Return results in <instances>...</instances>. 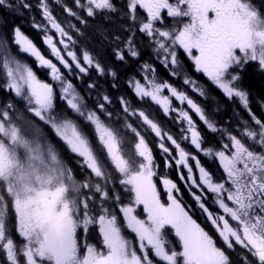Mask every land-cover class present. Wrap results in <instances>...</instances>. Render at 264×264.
<instances>
[{"label": "snow or ice", "instance_id": "6c2138e0", "mask_svg": "<svg viewBox=\"0 0 264 264\" xmlns=\"http://www.w3.org/2000/svg\"><path fill=\"white\" fill-rule=\"evenodd\" d=\"M73 4L76 10L64 0H0V10L39 12L32 27L42 33L51 57L19 25L12 27L11 40L0 30V90L12 97L0 101V264H264V116L253 111L242 86L247 67L264 72V0ZM53 5L81 25L98 19L95 32L112 59L139 65L126 81L138 103L122 94L115 99L120 107L114 106L91 73L110 77L117 88L118 71L87 48L78 54L77 38L84 32L58 19ZM5 26L6 21L0 29ZM144 48L219 111L212 90L185 72L183 50L195 71L227 100H238L248 118L238 119L235 127L214 120L187 90L142 61ZM19 54L47 69L51 82L38 78ZM85 77L82 91L73 80ZM149 101L179 124L178 133L163 126L146 107ZM193 114L218 136L215 144H208ZM46 129L75 157L79 178ZM129 134L130 149L123 147ZM148 135L157 140L163 167L176 168L203 222L194 218L173 179L160 175L163 190L158 188L154 177L161 164ZM200 153L219 162V177L203 166ZM90 226L98 228V244L88 242Z\"/></svg>", "mask_w": 264, "mask_h": 264}, {"label": "flooded vegetation", "instance_id": "af4514ba", "mask_svg": "<svg viewBox=\"0 0 264 264\" xmlns=\"http://www.w3.org/2000/svg\"><path fill=\"white\" fill-rule=\"evenodd\" d=\"M32 3L35 4L36 3V0H32ZM64 3H66L68 6L71 5L72 3V0H64ZM59 5H53V8L55 9V7H58ZM61 7V6H59ZM37 10L34 8L31 12H27L25 11L23 15H20L18 13H13L11 10H8V9H4V10H0V20H1V24H2V21L5 22L7 21V14L9 13H12L14 14L15 18H17V22L11 24V25H6L3 29H0V30H3V31H6L9 35V30L12 29V27L14 25H20V22L24 19H28V15H30V13L32 14H37ZM54 14L56 15L57 14V11L54 10ZM63 15V14H62ZM64 19H73V23L76 22V20H74L75 18H72V17H69L67 14H64L63 15ZM90 20V19H89ZM98 21V19H97ZM89 23V21H88ZM88 26V25H87ZM87 26H84L82 27L83 30H84V33H85V36L87 38V34H88V29L89 27ZM21 29L22 30H26L24 29L22 26H21ZM27 34L34 40H36V38L38 36H40V32L36 29H34L32 26L29 27V29L26 30ZM9 38H11V36L9 35ZM78 42L82 43L81 40H79ZM83 44V43H82ZM86 47L88 50L90 51H99V49L97 50H91L89 48V46L87 45V42L85 43ZM12 52L15 54L17 53V48L16 46H13L12 47ZM20 55V58L23 56V57H26L27 60L29 61V64L31 63V65L36 68L34 62L31 60V58L29 59V57L25 54H19ZM180 56H181V62L183 63L184 65V70L187 74L191 75V77L195 80H197L200 84L202 85H207L211 90H212V95L214 97H216V99L218 100L219 104H222V105H225V108H226V111L225 112H217V111H213V112H210L212 114V118L214 120H225L227 123H231L233 127L236 126V122L238 119H247L248 116H247V113L246 111L242 108V106L240 105L239 101L238 100H235V101H229L227 100L223 94L215 89L211 84L210 82L207 80L206 77L203 76L202 73H197L194 69V67L192 66V62L190 59H188L183 52H180ZM154 66L156 67L157 69V72H158V75L163 78L164 80H167L169 81L170 83H172L173 85H175L176 87H181L183 90H187L189 92L190 95L193 96L194 99L198 100L199 102L201 103H206V104H209V105H212L210 108L214 107V102L212 100H204L203 98L199 97L197 94L195 93H192L191 92V89L188 88L187 86L183 85V82H182V77H173L170 75L169 73V70L168 69H165L160 63L159 61H157L156 59H150ZM124 69L123 65H121L119 71L121 69ZM37 69V68H36ZM38 70V69H37ZM117 70V69H116ZM251 75V76H250ZM253 76H256L259 78V81H260V90H261V94L259 93V96L257 97H252L251 96V93H250V87L247 85V81L245 80V77H253ZM95 78V77H93ZM88 80V77H85L84 78V81H82L83 84H85ZM73 82L76 84V80L74 79ZM118 83V86H119V89H122L123 90V94H127V96L133 100L134 103H138V98L135 97L134 93L129 89V87L127 85L124 84L123 81L121 82H117ZM103 85V84H101ZM242 86L249 92L250 94V104H251V107L253 109L254 112H256V114L258 116H264V108H261V101H264V72H261L255 65H252L250 67H247L244 72L242 73ZM0 94L4 95L5 97H9V95L7 93H5L3 90H0ZM120 92L118 91L117 95H116V98L119 97L120 95ZM115 96H113V99H114V102H115ZM8 99H11L10 97ZM20 102L19 100H16L15 102ZM116 108H119V104L116 103ZM146 107L157 117V119L163 124L164 127H166L170 132H172L173 134H176L178 133L179 131V124L177 122H175L173 120L172 117H166L163 115V113L160 111V109L158 108V106H155L153 104H151V102L149 101L148 104L146 105ZM174 115V114H173ZM193 119L197 121L198 123V126H199V130L203 133V135L205 136V138L207 139L208 136H210V139L212 137V140L215 139V136H213L212 133H209L207 132V130L205 129V127L203 126L202 122H199V119L198 117L195 116V114H193ZM226 123V124H227ZM85 131L88 132L89 136L92 138V143L97 147V150H99V145L96 144V139H95V136L92 134V132L90 131V128H85ZM49 136L52 138V139H57L51 132L48 133ZM129 143H126L123 145L124 148H131L132 147V143L131 142H134V137L131 136V134H129ZM146 139L149 140L150 142V146L153 148V152H154V157L157 161V163L161 164V167L159 169H157V173H158V176L157 177H154V180H157L158 182V177L160 175H167L169 178L173 179L174 182H176L178 184V186L181 187V192H182V199L184 201V203H186L187 205L191 206L194 210H195V217L198 222H203V216L200 215L199 213V209L198 207L195 205V202L194 200L192 199L191 195L189 194V192L185 189V186H184V183L182 181L179 180L178 178V172L176 170L175 167L171 168V169H167V168H164L163 167V161H162V153L160 152V150L158 149L157 147V140L156 138H154L153 135H148L146 137ZM211 140V141H212ZM186 143V146L189 147V150L190 151H193L194 154H195V149L192 148L190 145H187V142ZM57 146L60 148V150L64 153V155H66V160L68 161L69 165L74 169V172L76 174L77 177H80L81 176V171L79 169V167L76 166V164L74 163V158H72V156H70L68 153H67V150L65 148L62 147L61 144H57ZM101 156L104 155L103 152L100 153ZM198 158L201 159V162L203 164V166L206 167L207 170H209L215 177H219L222 173V169H219V162L215 161L213 162L212 160H210L209 158L205 157L203 155V153H200ZM107 163V161H105ZM186 171V170H185ZM118 175V174H117ZM158 188L160 190H163V185L161 183L158 182ZM211 199V197H209V200ZM118 211V210H117ZM139 211V209H138ZM171 239L175 240V237L172 236ZM91 240L97 244V238H91ZM233 257L235 258V253L232 254Z\"/></svg>", "mask_w": 264, "mask_h": 264}, {"label": "rangeland", "instance_id": "374dc122", "mask_svg": "<svg viewBox=\"0 0 264 264\" xmlns=\"http://www.w3.org/2000/svg\"><path fill=\"white\" fill-rule=\"evenodd\" d=\"M69 7H73V9L74 10H76L75 9V7H74V4H73V0H72V3H71V5L69 6ZM54 10H56L57 11V14H56V16H57V18L58 19H60L61 21H71V23H73V19H64L63 17V15L64 14H67V13H65V12H63V10H62V7H55V9ZM63 14V15H62ZM55 15V14H54ZM33 16H35L36 17V19H37V21L39 22L40 21V19H41V17H40V14H39V12H37V14L35 15V14H32V13H30V15H28V19H24V20H22L21 22H20V27L22 26L24 29H29V27L30 26H32V17ZM73 18V17H72ZM90 20H92L91 18H89ZM74 20H76V19H74ZM2 23H4L3 21H2ZM0 24H1V20H0ZM73 24H76L77 25V27H79L78 25H80V29L81 30H83V28L82 27H84L85 25H81V24H79V22L76 20V22L75 23H73ZM14 26H16V25H14ZM87 27H89V28H92L93 29V27L90 25H88ZM26 30H22V31H24L25 32V34L26 35H28L27 34V32H26ZM9 35L11 36V30H9ZM40 35H41V37H42V33L40 32ZM29 36V35H28ZM30 37V36H29ZM31 38V37H30ZM83 39V38H85V36H83V37H78L77 39L79 40V39ZM32 39V38H31ZM33 40V39H32ZM34 41V40H33ZM34 43H36V42H34ZM36 45H37V43H36ZM37 47H38V45H37ZM39 48V47H38ZM76 48H77V50H78V54H79V50L80 49H82V48H87L86 47V45H85V43H80V42H78L77 43V46H76ZM105 48H106V44L105 43H103V45L102 46H99V47H97V49H99V51H91V52H93L94 54H101L100 56H99V58L102 60V53H106L109 57H111V52H110V48H109V50L107 51V52H104V50H105ZM41 50V49H40ZM42 51V53L43 54H45V56L46 57H48V58H51L50 57V55H49V50L47 49V46L45 45V50H41ZM180 52H183V50H180L179 51V58H180V60H181V56H180ZM184 53V52H183ZM25 55H27V54H25ZM184 55L187 57V55L184 53ZM28 56V55H27ZM29 57V59L31 58V60L34 62V64H35V66H36V68L38 69H36V68H34L32 65H31V63H30V65L33 67V69L36 71V73H37V76H38V78H40V79H42V80H46V81H48V82H51V78H50V75L48 74V70L47 69H45V68H42V67H38V65H37V62L35 61V59L33 58V57H30V56H28ZM112 58V57H111ZM188 58V57H187ZM21 59H23V60H26L28 63H29V61L27 60V59H25L23 56L21 57ZM150 59H155V56L153 55V53H152V51H151V49H149V48H144V50H143V54H142V61H149L150 63H153ZM189 59V58H188ZM103 62H104V60H102ZM55 62V61H54ZM109 64H111L112 66H114L116 69H117V71H118V74H119V79H118V81L117 82H121V81H123L124 82V84L125 85H127V83H126V81L128 80V78L129 77H131L133 74H136V73H138L139 72V65L136 63V62H132V63H130V64H120V63H117L114 59H111V63H109ZM121 65H123V67H124V69L122 68L120 71H119V69H120V67H121ZM40 70V71H39ZM62 71H65V73L67 74V72H66V70H63L62 69ZM170 73V72H169ZM91 76H92V78L93 77H95V79H97L98 81H99V83L100 84H103V85H101L102 87H103V89L104 90H106L112 97L113 96H115V98H116V95H117V93H118V91L120 92V94L119 95H122L123 94V90L122 89H119V86L117 87V88H112L111 87V83H112V81H111V78L110 77H108V78H104V77H98L97 76V74L93 71L92 73H91ZM139 78V77H138ZM76 80V84L77 85H79L80 87H81V90L82 91H86V87H85V84H83L82 83V81L80 80V79H75ZM128 86V85H127ZM175 86V85H174ZM178 88H181V87H178ZM182 89V88H181ZM131 90V89H130ZM183 90V89H182ZM10 97V96H9ZM9 97H5L4 95H2V94H0V101H5V100H8V98ZM10 98H12V97H10ZM95 97H93V99H94ZM21 102V101H20ZM174 103H176V105L177 106H179L178 105V102H174ZM202 104H204V106H205V104L206 103H202ZM114 106H116V103L114 102ZM220 111V110H219ZM218 112V111H217ZM133 121L135 120V118H131ZM220 124H224V125H227L226 123V121L225 120H223V121H220L219 122ZM90 131L92 132V130H91V128H90ZM213 136H215V139H213L212 140V137H211V139H210V136H208V138L206 139L207 140V142H208V144H215V142L218 140V136L216 135V134H213ZM212 140V141H211ZM208 158V157H207ZM218 162V161H217ZM79 178V177H78ZM117 188L121 191V192H123V188L118 184V182H117ZM125 203H127V194H125V201H124ZM118 210V209H117ZM91 238H97V244L99 243V239H100V237H99V232H98V228L97 227H95V226H90V232H89V235H88V242L89 243H94L92 240H91Z\"/></svg>", "mask_w": 264, "mask_h": 264}, {"label": "trees", "instance_id": "16d2710c", "mask_svg": "<svg viewBox=\"0 0 264 264\" xmlns=\"http://www.w3.org/2000/svg\"><path fill=\"white\" fill-rule=\"evenodd\" d=\"M99 21L97 20H89V23L88 25L92 26V28H89L88 29V34H87V38L85 36V33H84V36L85 38H81L79 40H81L82 43H86L87 42V45L89 46V48L91 50H97V47L99 46H102L103 45V41L100 39L99 35L96 34L95 32V25L98 23ZM80 27V25H78ZM84 32V30H82ZM11 40V38H9ZM78 40V41H79ZM35 42L37 43L38 47L41 49V50H45V45L43 44L42 42V37L41 35L38 36L35 40ZM14 46V45H13ZM109 50V47L106 45V48L104 50V52H107ZM101 54H99L100 56ZM25 59H27L26 57H24ZM102 60H104L105 63H111V57H109L106 53H102ZM40 71V70H39ZM251 76V75H250ZM245 80L247 81V85L250 87V93H251V96L252 97H257L259 96V93L261 94V90H260V81H259V78L256 77V76H253V77H245ZM21 108L23 107V103L22 102H16ZM212 105H209V104H205V107L207 108L208 111L210 112H213L214 109L217 107L216 104H214L212 108H210ZM219 108H220V111L218 112H225L226 111V108H225V105H222V104H219ZM222 121V120H220ZM219 120H217V122H220ZM46 131H48L46 129ZM48 133H50V131H48ZM52 137V136H51ZM53 141L56 143V144H61L62 147L64 148V145L58 140V139H53ZM65 156V159H66V155ZM72 158H74L72 156Z\"/></svg>", "mask_w": 264, "mask_h": 264}, {"label": "bare ground", "instance_id": "6f19581e", "mask_svg": "<svg viewBox=\"0 0 264 264\" xmlns=\"http://www.w3.org/2000/svg\"><path fill=\"white\" fill-rule=\"evenodd\" d=\"M7 16H8V18H7V21H6V25H8V26L13 24V23H15V22H17V20H18L17 18H15L16 16L14 14H12V13L7 14Z\"/></svg>", "mask_w": 264, "mask_h": 264}]
</instances>
